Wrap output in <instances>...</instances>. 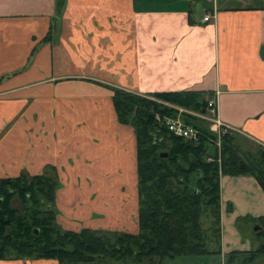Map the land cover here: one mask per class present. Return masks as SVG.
Here are the masks:
<instances>
[{
  "label": "crops",
  "instance_id": "obj_1",
  "mask_svg": "<svg viewBox=\"0 0 264 264\" xmlns=\"http://www.w3.org/2000/svg\"><path fill=\"white\" fill-rule=\"evenodd\" d=\"M254 1L66 0L59 14L56 0H0V178L52 166L61 228L137 233L136 136L112 87L218 91L219 119L264 148V0ZM219 187L223 263L257 245L264 192L247 175H221Z\"/></svg>",
  "mask_w": 264,
  "mask_h": 264
},
{
  "label": "trees",
  "instance_id": "obj_2",
  "mask_svg": "<svg viewBox=\"0 0 264 264\" xmlns=\"http://www.w3.org/2000/svg\"><path fill=\"white\" fill-rule=\"evenodd\" d=\"M66 0H56L60 14ZM121 124L136 136L138 232L82 228L65 230L56 222L55 195L60 184L56 169L0 178V260L53 259L58 264H161L176 256H210L221 250V175H247L264 192V151L244 148L240 134L220 136L195 115L182 119L198 128L197 142L166 131L155 114L176 116L177 108L207 112V98L199 91H167L147 95L111 88ZM174 106V107H172ZM167 156L161 157L160 153ZM210 157L211 160H207ZM257 245L232 251L227 264H252L264 256V216L255 219ZM241 259L234 261L235 257Z\"/></svg>",
  "mask_w": 264,
  "mask_h": 264
},
{
  "label": "built area",
  "instance_id": "obj_3",
  "mask_svg": "<svg viewBox=\"0 0 264 264\" xmlns=\"http://www.w3.org/2000/svg\"><path fill=\"white\" fill-rule=\"evenodd\" d=\"M216 17L215 10L212 13H206L202 20L204 22L211 21ZM219 92L216 91L211 97L207 98V112L204 114H198V116L204 119L208 123V128L210 131L217 135V140L215 141V145L217 149H220V136L226 132L227 130L230 131H237L236 128L231 127L230 125L224 123L219 119L217 116V97ZM174 107V106H172ZM178 111H184L182 108L175 107ZM155 120L166 129L169 133L179 136L185 140L197 142L203 136V133L193 125L186 123L182 117L178 114L174 116H167L161 115L159 113L155 114ZM207 160H211L210 157Z\"/></svg>",
  "mask_w": 264,
  "mask_h": 264
},
{
  "label": "rangeland",
  "instance_id": "obj_4",
  "mask_svg": "<svg viewBox=\"0 0 264 264\" xmlns=\"http://www.w3.org/2000/svg\"><path fill=\"white\" fill-rule=\"evenodd\" d=\"M177 1H180V0H177ZM168 2L174 3L175 0H172V1H167V0H145L144 4H149V5L160 4V5L163 6V5L167 4ZM142 95H147V94H142ZM183 110L184 111H182V112L177 110V112H178L177 115L178 114L181 115V113H188V114L190 113V114L195 115L196 117L200 118L198 116V113H196V112L189 111V110H186V109H183ZM242 144H243L245 149H247L249 151H252V152L255 151L256 145H253L248 139H246V138H245V140L242 139ZM252 234H253V231H252ZM261 257H264V256H258L256 258V260H254V262L252 264H264V263H262V260H259V259H261ZM220 263H222V262L220 261ZM220 263H219V258L217 256H213V255H211V256H209V255L208 256H206V255H204V256L187 255V256H176L174 258H167L166 257L161 262V264H220ZM222 264H227L226 260H224Z\"/></svg>",
  "mask_w": 264,
  "mask_h": 264
},
{
  "label": "water",
  "instance_id": "obj_5",
  "mask_svg": "<svg viewBox=\"0 0 264 264\" xmlns=\"http://www.w3.org/2000/svg\"><path fill=\"white\" fill-rule=\"evenodd\" d=\"M264 154V151L262 152V155ZM160 156L161 157H165V156H167V153L166 152H163V153H160ZM258 229H260V227L258 226V225H255L254 227H253V230L254 231H257Z\"/></svg>",
  "mask_w": 264,
  "mask_h": 264
},
{
  "label": "flooded vegetation",
  "instance_id": "obj_6",
  "mask_svg": "<svg viewBox=\"0 0 264 264\" xmlns=\"http://www.w3.org/2000/svg\"><path fill=\"white\" fill-rule=\"evenodd\" d=\"M85 228V227H84ZM82 229V228H81ZM80 229V230H81ZM97 230V229H96ZM98 230H103V229H98ZM74 231V230H73ZM79 231V230H77ZM107 231H117V232H123V233H129V232H126V231H120V230H107ZM58 263V262H57Z\"/></svg>",
  "mask_w": 264,
  "mask_h": 264
}]
</instances>
